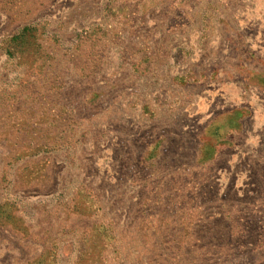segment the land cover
Returning a JSON list of instances; mask_svg holds the SVG:
<instances>
[{
    "label": "rangeland",
    "instance_id": "1",
    "mask_svg": "<svg viewBox=\"0 0 264 264\" xmlns=\"http://www.w3.org/2000/svg\"><path fill=\"white\" fill-rule=\"evenodd\" d=\"M0 264H264V0H0Z\"/></svg>",
    "mask_w": 264,
    "mask_h": 264
}]
</instances>
